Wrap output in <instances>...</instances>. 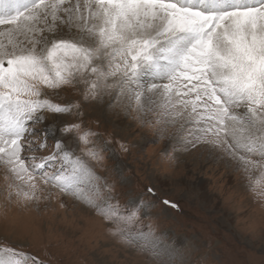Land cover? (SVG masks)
I'll return each mask as SVG.
<instances>
[{"label":"rangeland","instance_id":"1","mask_svg":"<svg viewBox=\"0 0 264 264\" xmlns=\"http://www.w3.org/2000/svg\"><path fill=\"white\" fill-rule=\"evenodd\" d=\"M128 1L0 9V264H264V0Z\"/></svg>","mask_w":264,"mask_h":264},{"label":"bare ground","instance_id":"2","mask_svg":"<svg viewBox=\"0 0 264 264\" xmlns=\"http://www.w3.org/2000/svg\"><path fill=\"white\" fill-rule=\"evenodd\" d=\"M203 1V0H202ZM18 2H19V0H18ZM214 2V1H213ZM57 3V2H56ZM15 6V5H14ZM10 7V6H9ZM53 7H55V6H53ZM52 7V8H53ZM74 7V6H73ZM106 7V6H105ZM134 7H137L138 9H139V16L142 18V20L144 21V23H146L145 25H146V29H149L150 27H151V30H153L152 32H154V31H158V30H162V31H167V30H169L170 28L171 29H177V24H180L179 22H177L175 19L174 20H171V19H169V18H166V17H163L164 15H166V14H164V15H161L162 13L159 11V10H155V9H152V8H144V6H138L137 4H131V0L130 1H128V4L126 3L125 4V6L124 7H122V8H120V9H117L118 11H121V10H124L123 12V14H125L126 12H128L129 10H131L132 8H134ZM27 8V7H26ZM43 8V7H42ZM44 8H46V7H44ZM84 8V7H83ZM99 8V7H98ZM98 8L97 7H95V9H93V10H91V12H89L90 10H89V8H88V14H89V16H88V20H90V21H87L86 23L88 24V26H89V34H91L92 33V31H94V28H97V29H99V28H102L101 26H103V22H105L107 19H105V17H106V15H105V12L106 11H102V10H98ZM109 8V7H108ZM55 9V8H54ZM53 9V10H54ZM85 9V8H84ZM44 10V9H43ZM52 10V9H51ZM51 10H48L47 9V11H45V14H49V16L52 18V23H49L48 25L50 26V25H53V23L55 22H60V23H65V22H62V21H59L58 19H57V16H56V14L53 12V10L51 11ZM104 10V9H103ZM108 10V9H107ZM109 11V10H108ZM107 11V12H108ZM58 13V12H57ZM115 13H117V12H115ZM119 13H122V12H119ZM44 14V15H45ZM132 14V13H131ZM130 14V15H131ZM137 14V13H136ZM138 15V14H137ZM25 16V15H24ZM59 16V15H58ZM132 16V15H131ZM139 16H137V18L139 17ZM72 17V16H71ZM82 17H83V14H82ZM59 18V17H58ZM133 18V17H132ZM241 18V20H239ZM240 18L238 19V17H235V18H233V21H232V25H234L235 26V28H236V25L237 24H240V25H243V26H245V31H247L248 30V32H251V31H253L254 32V30L255 31H262V33H264V24H262V26H260L261 24L260 23H256L257 24V26L256 25H253V26H256V27H252V26H246V21L244 22V18L242 17V16H240ZM250 18V17H249ZM37 19V21L39 22V19L40 20H42L43 21V18L42 17H39V19H38V17L36 18ZM68 19V18H67ZM76 19V18H75ZM83 19V18H82ZM139 19V18H138ZM169 19V20H168ZM242 19H244V20H242ZM32 20V19H31ZM35 20V19H34ZM41 21V22H42ZM236 21V22H235ZM238 21V22H237ZM37 22V23H38ZM46 21H44V23H45ZM139 22V21H138ZM174 22H176L175 23V25H173L172 26V24H174ZM231 22V21H230ZM40 23V22H39ZM69 23V21L65 24V25H67ZM73 23H74V26L76 27V23L73 21ZM135 23V22H134ZM136 23H137V21H136ZM36 24V23H35ZM82 24V23H81ZM139 24V23H138ZM251 24V23H250ZM84 25V24H83ZM177 25V26H176ZM231 25V26H232ZM183 26V25H182ZM24 27H27V26H24ZM139 27H140V25H139ZM143 27H144V25H143ZM181 27V26H180ZM226 27V26H225ZM241 27V26H240ZM252 27V28H251ZM132 28V27H131ZM142 28V27H141ZM234 28V27H233ZM242 28V27H241ZM87 29V28H86ZM133 29V28H132ZM136 29V28H135ZM143 29V28H142ZM225 28H223L220 32H222V31H224L225 32V30H224ZM232 28L230 27V29H229V31L231 30ZM238 29H239V27H238ZM9 30V29H8ZM12 30V29H11ZM11 32V31H10ZM15 32H16V29H15V31H12L11 32V34H10V36L12 37L14 34H15ZM19 33H23V30H20V31H18ZM17 32V33H18ZM135 32V31H134ZM26 33V32H25ZM61 33V32H60ZM161 34V33H160ZM165 34V33H164ZM4 35V34H3ZM7 35V34H6ZM156 35V34H155ZM163 35V34H162ZM225 35V34H224ZM1 36V35H0ZM5 36V35H4ZM3 36V37H4ZM9 36V37H10ZM18 36V35H17ZM8 37V36H7ZM14 37H16V36H14ZM158 37V36H157ZM159 37H160V35H159ZM1 38V37H0ZM6 38V37H5ZM19 38V37H18ZM88 39H89V36L87 37ZM20 39V38H19ZM219 39V38H218ZM9 40V39H8ZM7 40V41H8ZM221 40V39H220ZM12 41V40H11ZM1 42V41H0ZM13 42V41H12ZM19 42H21V41H19ZM18 41H17V45H18V43H19ZM221 42V41H220ZM218 43H219V40H218ZM6 45V44H5ZM19 46V45H18ZM4 48V47H3ZM171 48V47H170ZM174 48V47H173ZM7 49V48H6ZM19 49H22L20 46L18 47V50ZM220 49V48H219ZM223 49V48H222ZM16 50V49H15ZM171 50L173 51V52H175L176 50L175 49H172L171 48ZM170 50V51H171ZM9 50H4L3 51V49L1 50L0 49V57L1 56H3V54H5V53H7ZM221 51V50H220ZM223 51V50H222ZM172 52V53H173ZM176 52H178V51H176ZM166 53V52H165ZM169 53V52H168ZM170 54V53H169ZM216 54V53H215ZM217 55V54H216ZM5 56V55H4ZM178 57V56H177ZM178 59V58H177ZM176 62V61H175ZM172 63V62H171ZM177 63V62H176ZM155 64V63H154ZM172 66V65H171ZM173 66H175V65H173ZM170 67V70H175L174 69V67ZM176 68H177V65H176ZM157 70V69H156ZM156 72V71H155ZM156 75H158V72L157 73H154L153 74V76H156ZM153 85V83L152 84H150L149 85V88H153L154 86H152ZM147 87V86H146ZM148 88V87H147ZM158 90H159V88H154V92L156 91V92H158ZM155 92V93H156ZM146 100V99H145Z\"/></svg>","mask_w":264,"mask_h":264}]
</instances>
